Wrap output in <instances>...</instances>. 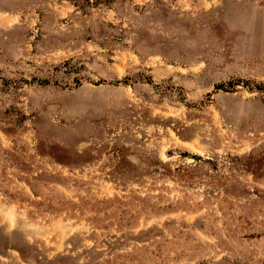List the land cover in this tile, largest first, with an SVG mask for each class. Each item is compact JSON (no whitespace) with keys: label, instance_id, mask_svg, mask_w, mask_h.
Masks as SVG:
<instances>
[{"label":"rangeland","instance_id":"1","mask_svg":"<svg viewBox=\"0 0 264 264\" xmlns=\"http://www.w3.org/2000/svg\"><path fill=\"white\" fill-rule=\"evenodd\" d=\"M0 264H264V0H0Z\"/></svg>","mask_w":264,"mask_h":264}]
</instances>
